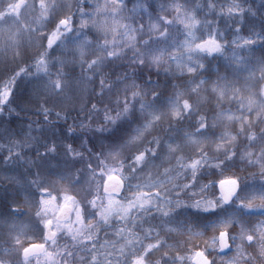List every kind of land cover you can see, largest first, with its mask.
Listing matches in <instances>:
<instances>
[{
	"label": "snow or ice",
	"instance_id": "1",
	"mask_svg": "<svg viewBox=\"0 0 264 264\" xmlns=\"http://www.w3.org/2000/svg\"><path fill=\"white\" fill-rule=\"evenodd\" d=\"M243 2L0 0V167L37 169L0 176V264H264V31L241 35ZM214 54L231 78H204ZM75 99L82 118L56 111ZM33 108L40 136L8 119Z\"/></svg>",
	"mask_w": 264,
	"mask_h": 264
},
{
	"label": "trees",
	"instance_id": "2",
	"mask_svg": "<svg viewBox=\"0 0 264 264\" xmlns=\"http://www.w3.org/2000/svg\"><path fill=\"white\" fill-rule=\"evenodd\" d=\"M193 2H195V0H193ZM201 2L204 3V2H206V0H201ZM223 3H224V1L218 0L217 11H219V9L223 5ZM242 5L244 8L252 7L253 10L256 11L257 14L255 16H252L251 14H248V13L244 14V22L241 25V27H242L241 35L247 36L248 30L250 28H253L255 31H264V7L261 6V5H264V0H245V2L242 3ZM201 16H205V18H207L208 20H215V22H216L215 26H217L219 28H220L219 19L222 18V19L228 21L227 17H224V16L216 17L215 14H208L206 8L203 12H200L198 14V18ZM235 26L236 25L231 24V22H230V26L225 29L224 32L226 33V39L231 40L232 28H234ZM181 38H183V37H181ZM252 50L256 56L264 55V42H258L256 44H254L252 46ZM228 52L229 53L231 52L230 48L228 49ZM244 54H245V50H242L240 52V55H244ZM204 62L207 65L206 69L202 70V75L204 76V78L210 79V80H215L217 74L228 75L230 78L232 77V69H231V67H229L228 62L225 60V58L223 56H219V55L214 54L213 57H207ZM78 73H79V68L76 69V74H78ZM198 79H199V77H198ZM29 90H30V85L22 82L20 87L17 89V94L18 95H25V94H27V92ZM77 100H80V99H77ZM91 102H92L91 100L88 101L89 107L91 106ZM213 104H214V101L211 103H206L204 105V108L214 110ZM64 106L65 105L57 106L56 111H60ZM222 107L227 110V109H231L234 107H238V105L229 104V103L225 102L222 105ZM68 109L70 112V116L72 118H82L85 115V113L79 112V105L76 106L75 108L68 107ZM202 114H203V110H202ZM8 119L12 122V126H13V128H15L17 130V132H19L22 128L26 129L27 124L32 123L33 134H35L36 130L39 129V125L43 124V116L39 115L36 112L35 108H33L32 110H30L26 113H22L21 116H19V117L13 116V117H9ZM50 119H53V120L55 119L54 113H53V116L50 117ZM72 123H73V119H68L66 124L63 121L56 122L55 135L58 138L65 139L66 142L71 143L73 140L76 139V137L73 135L67 134L65 132V128L67 125H70ZM20 124H22V125H20ZM17 125H19V126H17ZM164 127H167L166 123H165ZM221 130H220V128H217L215 131L219 132ZM40 135H41L40 133H37V136H40ZM89 139H91L93 142L89 143L88 147L93 148V145L96 143L95 138L90 135ZM245 143H247V142L245 141ZM40 150L43 151L42 148ZM93 150L98 151V146L96 148H94ZM256 150L257 151L259 150V146H257ZM24 154L26 157H34L35 156V148H33L31 150L25 149ZM4 155H7V153L5 152ZM13 166H16V165H12V164L5 165V166H3V168H13ZM17 166H26V165L17 164ZM76 167L79 168V167H81V165L77 164ZM254 172H258V168L250 167V168L245 169L244 172L240 173V174L247 177L249 173H254ZM0 176H2V175H0ZM258 184H259V180H257V185ZM14 189H12V187L10 186V183L7 180H0V213L6 212V205H7L8 201L15 195ZM259 202H260L259 200L256 201V203H259ZM262 211H264V210L256 209V210L249 212L248 215L252 216L254 219H261V218H264V216L261 215ZM101 235L103 236V233Z\"/></svg>",
	"mask_w": 264,
	"mask_h": 264
},
{
	"label": "rangeland",
	"instance_id": "3",
	"mask_svg": "<svg viewBox=\"0 0 264 264\" xmlns=\"http://www.w3.org/2000/svg\"><path fill=\"white\" fill-rule=\"evenodd\" d=\"M220 1H224V0H220ZM129 7H131V5H129ZM199 18H205V16H201ZM236 19H239V16H237ZM219 21H220V30L221 31H225V29L230 26V21L224 20L222 18L219 19ZM33 51H35V49H33ZM80 102H81V100H77V99L72 100V101H63V102H59L57 104V106H61V105H65L66 104L68 107H73V104H75L76 106H78ZM20 125H22V124H20ZM17 126H19V125H17ZM37 133H40L39 129L36 130L35 134H33V135H36L37 136ZM58 160H60V157L59 156L56 158V160H53L51 163L52 164H56ZM36 171H37L36 168L28 169L26 166H17V165L16 166H13V168H3V167H0V175H2V176H6V175H17L19 179H24L25 177H27V179L31 180L33 178V174ZM10 186L12 187V189H14V188L17 187L16 185H13V184H10ZM21 195H23V194H21ZM5 231H6V229H5Z\"/></svg>",
	"mask_w": 264,
	"mask_h": 264
},
{
	"label": "water",
	"instance_id": "4",
	"mask_svg": "<svg viewBox=\"0 0 264 264\" xmlns=\"http://www.w3.org/2000/svg\"><path fill=\"white\" fill-rule=\"evenodd\" d=\"M227 251V250H226Z\"/></svg>",
	"mask_w": 264,
	"mask_h": 264
}]
</instances>
